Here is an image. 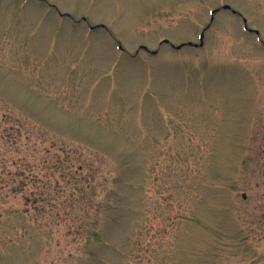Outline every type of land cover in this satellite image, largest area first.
<instances>
[{
    "label": "rangeland",
    "instance_id": "obj_1",
    "mask_svg": "<svg viewBox=\"0 0 264 264\" xmlns=\"http://www.w3.org/2000/svg\"><path fill=\"white\" fill-rule=\"evenodd\" d=\"M0 264H264V0H0Z\"/></svg>",
    "mask_w": 264,
    "mask_h": 264
},
{
    "label": "water",
    "instance_id": "obj_2",
    "mask_svg": "<svg viewBox=\"0 0 264 264\" xmlns=\"http://www.w3.org/2000/svg\"><path fill=\"white\" fill-rule=\"evenodd\" d=\"M223 9H230V7L228 6V5H224L223 6ZM216 11H213L212 12V15L215 13ZM233 13H235V11H232ZM244 23H246V20L244 19ZM204 33H205V30H203V32L200 34V37H199V39H200V43H199V45H197V44H192V43H188V45L189 46H193V47H203V45H204V42H203V40H204ZM256 33H258L257 31H256ZM165 43H168V40H165L164 41ZM183 46H185V44H181V45H178V46H176L175 48L176 49H181ZM145 48V47H144ZM146 49V48H145ZM153 54H156V52H152Z\"/></svg>",
    "mask_w": 264,
    "mask_h": 264
}]
</instances>
